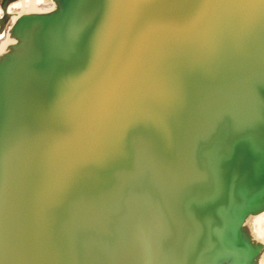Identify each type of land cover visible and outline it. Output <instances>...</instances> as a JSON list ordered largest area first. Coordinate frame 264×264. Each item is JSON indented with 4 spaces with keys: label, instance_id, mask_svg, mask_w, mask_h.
Returning a JSON list of instances; mask_svg holds the SVG:
<instances>
[{
    "label": "bare ground",
    "instance_id": "1",
    "mask_svg": "<svg viewBox=\"0 0 264 264\" xmlns=\"http://www.w3.org/2000/svg\"><path fill=\"white\" fill-rule=\"evenodd\" d=\"M54 2L58 9L52 21L35 13L16 20L10 45L0 56V264H95L93 246L110 252L117 243L115 231L133 227L135 218L125 206L138 200L144 183L150 184L146 186L152 207L142 217L143 240L136 239L134 244L143 251L156 248L130 259V264H151L159 255L171 258L182 247L193 249L197 263L206 264L216 251L205 241L199 243L197 226H191L193 238L185 240L179 238L178 230L187 217L200 220L203 226L208 219L203 239L215 229L213 221H225L213 197L217 190L224 196L230 218L224 255L230 259L228 264H263L262 227L250 225L255 214L249 211L257 206L264 209V199L254 196L264 177L252 163V158L264 159V141L256 146L250 143L247 116L255 111L256 98L264 89V69H259L264 65V0H234L232 4L229 0ZM221 11L227 16L225 22L228 19L234 25L233 33L223 29L221 40H231L223 42L221 50L205 43L202 35L183 41L198 25L221 22ZM248 51L253 60L243 67L240 83L233 88L237 58ZM222 56L225 62L217 73ZM203 63L208 75L217 76L215 99L197 110L189 109L185 102L200 84L198 70L204 68ZM235 107L239 108L236 124L240 123L236 133L244 144L240 142L241 156L234 151L241 159L227 183L230 164L222 155H226ZM138 114L140 125L130 131V121ZM162 151L172 154L175 161L183 160L187 177L193 176L187 171L191 168L199 176L197 187H204L205 198L201 208L196 202L202 195L192 194L194 182L186 181L180 191L168 189L165 181L170 176L160 165ZM116 152L127 153L125 168L150 169L144 181L134 173L124 201L112 179ZM201 152L204 157L198 161L196 155ZM73 189L79 194L68 201ZM106 189L111 193L108 206L104 205ZM187 203L196 204L193 208L199 213L186 208ZM145 206L140 207L146 211ZM62 216L69 221L66 227L60 223ZM169 230H173L170 237ZM182 231L186 235L189 228ZM85 238L91 243L85 245ZM169 239H173L172 246ZM250 255L255 260L240 261ZM98 264L105 261L101 258Z\"/></svg>",
    "mask_w": 264,
    "mask_h": 264
},
{
    "label": "rangeland",
    "instance_id": "2",
    "mask_svg": "<svg viewBox=\"0 0 264 264\" xmlns=\"http://www.w3.org/2000/svg\"><path fill=\"white\" fill-rule=\"evenodd\" d=\"M233 1L234 0H229V3L232 4ZM0 2L3 3V4L0 3V56L2 55L3 51L5 50V48L10 45L9 36H10L11 31L15 27L16 20L21 19L23 17V15H30V14L35 13V14H45L47 19L49 21H52V17L54 16V14L57 12V9H58L57 5L54 2V0H4V2L2 0H0ZM224 15H225V13L223 11H221V13L219 15V18H221L222 21L219 22V23H218V20H208V21L204 22L203 24L198 25L197 29H195V31H193L190 34L184 35L183 41L184 40L187 41V39H188L187 37H194V36L202 35L204 37L203 39L205 40L204 41L205 43L212 44L216 49L221 50L223 42L225 44V43L229 42V38L231 40V37H227L224 40H221L222 32L224 31L223 29L227 28L228 30L230 29L231 33L234 32V25H232L231 21L228 20V19L226 20L227 22H225V19H226L227 16H224ZM196 20H198V19H196ZM182 26H183L182 28L185 30L186 26L185 25H182ZM262 34L264 35V31L263 30H262ZM256 38L258 39V37H256ZM259 39L261 40V38H259ZM254 44H256V43H254ZM256 48H257V46H256ZM253 56L254 55H252L251 52L248 51L245 56L237 58L238 72H237V74H235V76H233V80L231 81L232 84H233V86H232L233 88H235V87H237L239 85L240 80H241V70L243 69V67H245L247 64H249V62L251 60H253ZM223 61L225 62L224 56H222V58L218 59V63L219 64L216 65V70H217V68L220 66V64ZM203 65H204V68L201 67L198 70V74L201 76L200 77V84H198V86H196L188 94V96H187L188 100L185 102V106L187 108H189V109L197 110L200 104L204 103L206 105H209L215 99V88H217V83H216V77L217 76L216 75H214V76L213 75H208L209 72H210L209 68L204 63H203ZM259 69H264V65L262 67H259ZM217 73H218V70H217ZM258 80H259V78H256L253 81L257 82ZM200 91H203L202 94L200 93ZM252 94L255 95L257 93L252 92ZM258 97L259 98H256V101H255V105H256L255 111L253 113H249L250 115L248 114V116H247V123H248L249 127H251V129L249 131L251 134L249 133V135H248L249 141H250V143L254 142L253 145H255V146L261 144V142L264 141V126H263V128L261 127L262 123L264 125V89L260 92V95ZM191 99H192V102H191ZM188 101H189V103H188ZM187 103H188V105H187ZM238 109H239L238 107H235V108L231 109L232 117H231V120H230L229 134L227 136V145L228 146L226 145L227 148H225V150H224V153L226 155H224V154L222 155L223 158L225 160H227L228 164H230L229 166L232 168L231 169L228 166L231 171L228 169V176L229 175L230 176L227 178V181H226L227 183L232 181L233 167L241 159L240 158L241 151H242L241 147L244 144V139L241 136L237 135V133H236V130H238V128L240 127V123L236 124V121L238 120V117H239V113H238L239 110ZM139 120H140V114L135 116L134 120L130 121V122H132L129 125V130L130 131L132 129H135V127H138L140 125ZM219 125H220L219 128H221V124H219ZM132 133H133V131H132ZM238 137H240V138H238ZM235 138L236 139H240V140L236 141ZM150 141L151 142L153 141V137L152 136L150 138ZM240 142L242 143V145H241ZM156 145H159L160 147H163L161 145V143L156 144ZM164 145H166V144H164ZM208 145H209L208 143L204 144L203 149L207 148ZM131 149L134 150V147L132 146ZM234 151L238 152V154L240 156L239 155L236 156L237 153L235 152L236 153V155H235ZM152 155L155 157L153 151H152ZM126 156H127V153L116 152V153L113 154V161L111 163L113 165V176H112V179L115 178L116 184H117V189L116 190L118 191V193H117V191H116V193L118 194V196L123 201H124L123 198L125 196L127 197V189H128L129 184L131 183V180L133 179L134 173H137L138 177H140V179H142V181H144V179H146V177L148 176L149 171H150L149 167H147V168L143 167L141 169L138 166H135V168H134L135 170L134 171L130 170L129 168H125L124 160L126 159ZM160 156H161L160 157L161 158L160 165L162 166L164 171L165 170L168 171V174L170 176V180L168 182L165 181V184L167 185L168 189L171 191L172 188L177 187L178 191H180V190L184 189L183 188V184L186 181L189 180L190 182H194V186L193 187L195 189H194V191H192V194L194 195V193H197V197L202 195L201 198L197 199L198 201L196 202V203H198V205L201 208L202 207L201 203L204 204L205 198L203 197L204 187L201 184H200V187H197L199 176L191 168L190 170L187 169V171H188V173L192 172L193 176L192 177H187L185 175L184 171H183V166H186V165H183V160H180V161L173 160L171 158L172 154H169L168 152H163L162 151ZM203 157L204 156H203L202 152L198 153L196 155V159L198 161H201L203 159ZM238 157L240 159H238ZM153 159H154L155 163L157 162L156 164L159 166L158 160H155V158H153ZM141 162H142V160H141ZM259 162H261V163H259ZM259 162L256 160V158H252L253 165L256 164L259 167V169L262 171L261 175L264 177V159L259 160ZM40 163H44V162L40 161ZM115 163L118 164V166L119 165L120 166L119 167L116 166ZM119 168H121V169H119ZM164 168H166V169H164ZM187 168H189V167H187ZM160 169H161V167H160ZM161 172L163 174L162 169H161ZM145 174H147V175H145ZM163 177H164V174H163ZM164 179H165V177H164ZM83 184H84V182H83ZM146 185H147V183H144V185L142 184L141 186H142L143 190L140 189V192L138 193V195H140V196L142 195V197H144L145 199L144 198H140V196H139L138 200H134L135 202L138 201L137 204L133 201V203H129V204H127L125 206L126 210H128L131 214L133 213L132 214L133 215V219L135 218L133 224L134 225L136 224L135 226L133 225V227H134V229L135 228L136 229L134 230L133 227H132L131 229L127 230L126 226H125V228L124 227H119V229H117L115 231V233L117 235V239L115 240V243L116 242L117 243L113 244V247H112V250H111L112 253H110L111 251L110 252L108 251L109 249L100 248L98 246V244L96 245V247L93 246V252L96 253L95 256H94L95 258L92 260L93 263L98 264L99 263V259L102 258L105 261V264H117V263L118 264H130V259H132V261H134L136 259H139L140 257H143V253L142 252L145 253L144 255H147L148 252H151V250H152V252L155 250L156 245H153L154 248L152 247V249H150V251L149 250H145V249L143 251V248H141V247L137 248L135 246V244H134V243H136V239L137 240L140 239V241L143 240L144 234L142 232L144 231V225H145L143 220H145V218L142 219V217H145V213L147 215L148 211L152 207L150 203L148 204L150 197H148L149 187H147V186L150 185V184H148L147 186ZM261 185L262 186H261L260 190H258L254 194V196L259 201L260 200L262 201V199H264V179H263V183ZM80 186H82V184ZM143 187H145V188H143ZM155 189L161 192V189L159 187H155ZM188 190L190 191V188ZM109 191H110L109 189L105 190V192H106V194H105L106 196L104 197V201H105L104 205L105 206H108V204H112L111 203V198H110L111 197V195H110L111 193ZM233 193L236 194L237 193V189H235L233 191ZM78 194H79V192L78 191H74V189H73L72 192L69 191V195H68L69 198H67V200L68 201H72L73 199L77 198ZM143 194H145L146 196H144ZM75 195H77V196L74 197ZM107 197H109V198H107ZM213 197L216 200V205L222 207V210H223V214L222 215H225V221L222 222L221 219H219L218 222L213 221L211 226L215 227V229L209 231L205 235V237L202 239V237H201L203 235V231L202 230H204L206 228V226L208 225V222H210V221L205 217L207 219L206 222L207 221L208 222H207V225L203 226V225H201V223L199 224V222H201L200 220H196L194 218L187 217V223L185 225H183L178 230V234H179V238L181 240H185V238H188V237L192 236L191 226L192 225L193 226L196 225L198 230H199V233H200V237H199L200 242L199 243L202 244L205 241L206 246H208L211 250H214V252L216 251L215 253H212L211 255H209V257H207V263L206 264H228L230 262V259L228 261L227 257L224 256L225 252H226V248H227V243H228L227 236L231 232L230 231V227H228V226H230V223H229L230 218L228 217V209L225 208V206H223V203L225 204V202L223 200L224 196L222 197L218 190L215 192ZM220 197H221V202L219 201ZM142 200H144L145 203L141 202ZM145 200H147V201H145ZM138 203L143 205V207L146 205L145 206L146 211H145V209L143 207H140L141 205L139 206ZM208 204H209V202H208ZM135 205H138V206H135ZM185 205H186V208L193 209V210L197 211V213H199L198 209L193 208L194 206H196V204L187 203ZM132 206H134V208ZM147 206H150V207H147ZM217 206H214L215 210L217 209ZM131 207L133 209H135V207H136V210H133ZM137 207H139L140 209L137 208ZM182 207H184V206H182ZM141 208H143L144 210L141 209ZM141 210H143V212H141ZM249 212L255 214V217H254V221L253 220L251 221L252 223H250L251 219L249 217L248 222L250 223V225H253L254 227H257V228H259V225L261 224L260 225V227H262V228H260L261 229L260 230L261 231V237L264 239V209L257 206L255 209H253V210H251ZM134 213L136 215H134ZM250 214H249V216H250ZM138 218L142 219V220H138ZM140 221H142V222H140ZM62 222H63L62 225L64 227L69 225V221L64 220V216H62V219H61L60 223H62ZM137 222L138 223L140 222L142 225L141 224L137 225ZM245 222H246V220L243 223H245ZM185 227L189 228V232L186 235H184L183 231H182ZM224 227H225V229H224ZM238 227H239V224H237V228ZM122 229L124 231H122ZM131 231H133L134 233H132ZM171 231H173V230H171ZM171 231L169 230V237H170V233H172ZM137 232H141V233L137 234ZM167 238H168V236H167ZM192 238H193V236H192ZM88 239L89 238H85V240H84V242H86L85 245L89 244V242L91 243L90 239L89 240ZM169 240H170L169 244H171V246H172V240L173 239H169ZM129 242H131V243L133 242V245L131 243H130L131 244L130 245ZM153 243L155 244V242H153ZM116 245H117V247H119V249L116 247ZM261 245H264V240H263V244H261ZM127 246L128 247L131 246V247L127 248ZM133 246H134V248H136V250L133 248ZM125 247L127 248L126 249L127 251L125 250ZM261 247L262 246H260V248H259L260 254L262 256H264V252H262V251H264V246L262 248ZM114 248H115V250H114ZM117 250H119V251H117ZM122 250H123V252H122ZM132 250H133V252H132ZM200 250H204V248L200 246ZM259 250H257V252H259ZM120 252L121 253L125 252V254L128 252L129 253L128 256L131 255L130 256L131 258L130 257L127 258L126 257L127 254L123 256V254H121ZM257 252L255 254H257ZM109 253L111 255H109ZM114 253H115V256H114ZM107 255H108V257H106ZM121 255H122L123 259H122ZM124 257H126L127 259L124 258ZM164 257H167L170 260H165V261L161 260ZM118 259H120L121 261L119 260L116 263V260H118ZM242 259H245L244 261L249 262V261H252V259L255 260V256L254 255H252V256L250 255V256H247L246 258H241L240 261ZM262 260H263V264H264V259H262ZM45 261L47 262V260H45ZM151 264H198V263L193 258V249L192 250H188L186 247H182L171 258L168 257V256L159 255V256L156 257V259Z\"/></svg>",
    "mask_w": 264,
    "mask_h": 264
},
{
    "label": "water",
    "instance_id": "3",
    "mask_svg": "<svg viewBox=\"0 0 264 264\" xmlns=\"http://www.w3.org/2000/svg\"><path fill=\"white\" fill-rule=\"evenodd\" d=\"M61 193H62V192H61ZM76 196H77V195H75L74 197H76ZM74 197H73V198H74ZM63 207H64V204L62 203L59 209H62ZM33 238H34V237H33Z\"/></svg>",
    "mask_w": 264,
    "mask_h": 264
}]
</instances>
